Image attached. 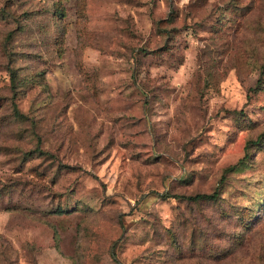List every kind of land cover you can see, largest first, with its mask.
<instances>
[{
  "label": "rangeland",
  "instance_id": "obj_1",
  "mask_svg": "<svg viewBox=\"0 0 264 264\" xmlns=\"http://www.w3.org/2000/svg\"><path fill=\"white\" fill-rule=\"evenodd\" d=\"M262 134L264 0H0V264H264Z\"/></svg>",
  "mask_w": 264,
  "mask_h": 264
},
{
  "label": "trees",
  "instance_id": "obj_2",
  "mask_svg": "<svg viewBox=\"0 0 264 264\" xmlns=\"http://www.w3.org/2000/svg\"><path fill=\"white\" fill-rule=\"evenodd\" d=\"M262 135H264V134H262ZM259 139L260 138L257 137L256 141H258ZM239 161H241V160H239ZM231 167H233V166H231ZM216 196H217V192L214 191V192H211V193H206V192H204V193H196L193 196H191V198L195 199V200H206V199H213Z\"/></svg>",
  "mask_w": 264,
  "mask_h": 264
}]
</instances>
